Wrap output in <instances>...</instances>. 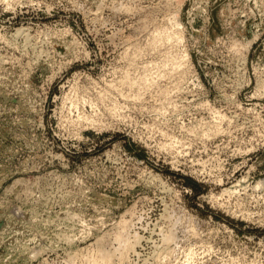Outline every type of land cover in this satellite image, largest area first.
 I'll return each mask as SVG.
<instances>
[{"label":"rangeland","instance_id":"1","mask_svg":"<svg viewBox=\"0 0 264 264\" xmlns=\"http://www.w3.org/2000/svg\"><path fill=\"white\" fill-rule=\"evenodd\" d=\"M100 248L264 264V0H0V264Z\"/></svg>","mask_w":264,"mask_h":264},{"label":"bare ground","instance_id":"2","mask_svg":"<svg viewBox=\"0 0 264 264\" xmlns=\"http://www.w3.org/2000/svg\"><path fill=\"white\" fill-rule=\"evenodd\" d=\"M175 15V14H174ZM172 18H174L173 19V23H174V25H175V27L176 28H178V27H181L183 24H182V22H181V19H180V16L177 14V15H175L174 17H172ZM174 33V32H173ZM20 34V33H19ZM180 36V35H179ZM256 36V35H255ZM258 36V35H257ZM171 38V37H170ZM256 38V37H255ZM253 40H254V37H253ZM248 41V40H247ZM247 45H248V42H247ZM250 45V44H249ZM238 187V186H237ZM14 188H16V187H14ZM225 194H228L230 197H233L235 194H237V191H236V189H232V190H229V189H227V190H225V192H224ZM239 194V193H238ZM47 220V219H46ZM120 234H122V233H120ZM118 236V235H117ZM116 236V237H117ZM125 238H127L126 236H124ZM124 237H122L123 239H124ZM29 239V238H28ZM117 239V238H116ZM118 239H120V236H119V238ZM122 239V241L124 242V245L122 246V247H124L123 248V252L121 253V255H120V259H119V261L120 260H122V261H124V260H126V258H127V255L129 254V252H131L132 250H134V246L132 247L131 245H132V243H131V245L129 246V241H128V243H126V239H124L123 240ZM134 240H136V239H134ZM169 240V239H168ZM117 241V240H116ZM122 241H120V242H122ZM122 242V243H123ZM136 242L137 241H135V244H136ZM168 242V241H167ZM27 243H28V241H27ZM134 244V243H133ZM101 247H102V245H100ZM122 247H119L120 249H122ZM119 249V250H120ZM122 251V250H121ZM121 251H119V253L121 252ZM109 253V252H108ZM107 253V251H105L104 249L103 250H101V248L98 250V255H96V257H94L93 259H92V263L93 264H113V257L111 256V254L109 253L108 254ZM118 253V254H119ZM119 258V257H118ZM90 262H91V260H90ZM88 263V262H87ZM91 264V263H90Z\"/></svg>","mask_w":264,"mask_h":264}]
</instances>
